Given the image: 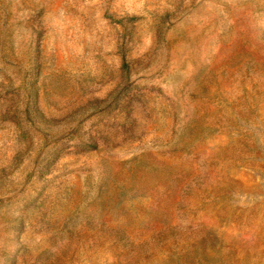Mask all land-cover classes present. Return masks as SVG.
<instances>
[{
  "label": "rangeland",
  "instance_id": "rangeland-1",
  "mask_svg": "<svg viewBox=\"0 0 264 264\" xmlns=\"http://www.w3.org/2000/svg\"><path fill=\"white\" fill-rule=\"evenodd\" d=\"M0 264H264V0H0Z\"/></svg>",
  "mask_w": 264,
  "mask_h": 264
}]
</instances>
